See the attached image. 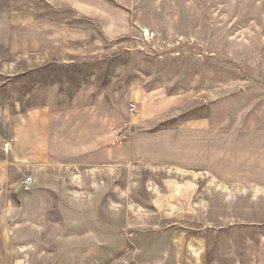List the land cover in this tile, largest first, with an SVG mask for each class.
Here are the masks:
<instances>
[{"label":"rangeland","instance_id":"1","mask_svg":"<svg viewBox=\"0 0 264 264\" xmlns=\"http://www.w3.org/2000/svg\"><path fill=\"white\" fill-rule=\"evenodd\" d=\"M221 3L0 0V131L43 107L58 124L102 108L126 135L110 139L113 174L83 178L70 205L63 182L36 199L29 169H9L0 264H128L145 240H206L210 262L264 264V49L197 17Z\"/></svg>","mask_w":264,"mask_h":264},{"label":"crops","instance_id":"2","mask_svg":"<svg viewBox=\"0 0 264 264\" xmlns=\"http://www.w3.org/2000/svg\"><path fill=\"white\" fill-rule=\"evenodd\" d=\"M245 3L254 7L244 11L242 6ZM263 3L264 0H222L221 5L212 10L221 11V15L202 14L197 17L222 18L224 34L259 36V43L264 49V26L255 21L263 17V12L257 11V5L262 10ZM244 19L252 20L246 28L242 27ZM101 110L88 109L87 119L75 124L55 123L59 120H53L49 107L19 115L12 126L10 138L0 131V195L5 191L9 169L13 166L20 171L29 169L33 180L30 191L36 199L46 190L59 188L57 182L61 181V187H67V202L71 196L79 200L84 197L83 178L89 176L90 180L100 181L102 175H112L118 163V152L110 146V124ZM256 164L262 165L264 160ZM71 186L76 188L72 191L73 195L70 194ZM92 187L95 185L92 184ZM165 194L172 199L162 204L171 207L169 210L172 211L186 195L176 189ZM97 211L94 209L93 212ZM117 211V205L113 206V203L106 209L108 213ZM207 247L206 240H145L143 248L137 249L141 253L137 252L128 264H216L208 260Z\"/></svg>","mask_w":264,"mask_h":264},{"label":"built area","instance_id":"3","mask_svg":"<svg viewBox=\"0 0 264 264\" xmlns=\"http://www.w3.org/2000/svg\"><path fill=\"white\" fill-rule=\"evenodd\" d=\"M131 113L132 114H135V111H134V106L131 105ZM110 137H111V143L112 145H118V144H121L124 140H126V135H125V132H124V128L123 127H115L111 130V133H110ZM23 190L25 192H29L32 187H33V180L32 178H27L25 180V182H23Z\"/></svg>","mask_w":264,"mask_h":264}]
</instances>
